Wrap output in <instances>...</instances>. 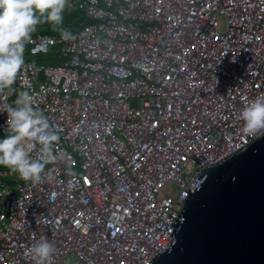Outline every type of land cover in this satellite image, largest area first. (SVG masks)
<instances>
[{"label":"built area","instance_id":"built-area-1","mask_svg":"<svg viewBox=\"0 0 264 264\" xmlns=\"http://www.w3.org/2000/svg\"><path fill=\"white\" fill-rule=\"evenodd\" d=\"M87 22L35 32L7 106L28 92L59 137L39 183L0 168V264H151L197 175L253 138L264 96V0H68ZM39 144L29 150L40 155Z\"/></svg>","mask_w":264,"mask_h":264},{"label":"water","instance_id":"water-1","mask_svg":"<svg viewBox=\"0 0 264 264\" xmlns=\"http://www.w3.org/2000/svg\"><path fill=\"white\" fill-rule=\"evenodd\" d=\"M197 178L151 264H264V136Z\"/></svg>","mask_w":264,"mask_h":264},{"label":"clouds","instance_id":"clouds-1","mask_svg":"<svg viewBox=\"0 0 264 264\" xmlns=\"http://www.w3.org/2000/svg\"><path fill=\"white\" fill-rule=\"evenodd\" d=\"M68 0H0V91L10 88L24 64L23 52L31 34L43 20L59 25ZM61 39H71L67 29ZM15 106H7L6 135L0 139V165L9 168L22 180L39 183L47 163L54 159L53 147L59 137L43 112L33 106L32 96L20 92ZM245 134L264 136V96L251 101L240 113ZM39 144L40 155L33 159L29 150ZM55 245L48 239L32 244L28 255L33 264H52Z\"/></svg>","mask_w":264,"mask_h":264},{"label":"trees","instance_id":"trees-1","mask_svg":"<svg viewBox=\"0 0 264 264\" xmlns=\"http://www.w3.org/2000/svg\"><path fill=\"white\" fill-rule=\"evenodd\" d=\"M89 19L85 16L84 10L81 7L70 8L65 7L63 12V22L59 25H53L51 23H46L43 20L37 25L36 30L33 32H43L49 34H55L61 32L63 29H67L72 32L79 27L80 23L87 22ZM4 136L0 134V139ZM0 168L6 169L9 173L12 172L9 168L0 165Z\"/></svg>","mask_w":264,"mask_h":264}]
</instances>
